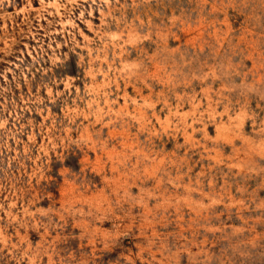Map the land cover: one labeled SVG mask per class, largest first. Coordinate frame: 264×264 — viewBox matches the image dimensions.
<instances>
[{
	"label": "rangeland",
	"instance_id": "rangeland-1",
	"mask_svg": "<svg viewBox=\"0 0 264 264\" xmlns=\"http://www.w3.org/2000/svg\"><path fill=\"white\" fill-rule=\"evenodd\" d=\"M0 264H264V0H0Z\"/></svg>",
	"mask_w": 264,
	"mask_h": 264
}]
</instances>
